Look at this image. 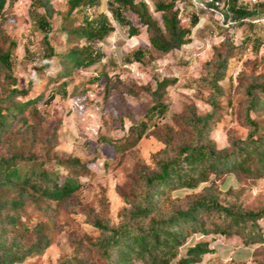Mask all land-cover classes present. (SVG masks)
I'll list each match as a JSON object with an SVG mask.
<instances>
[{
    "label": "trees",
    "instance_id": "1",
    "mask_svg": "<svg viewBox=\"0 0 264 264\" xmlns=\"http://www.w3.org/2000/svg\"><path fill=\"white\" fill-rule=\"evenodd\" d=\"M6 1L0 0V16ZM52 1L30 0V6L38 13L39 28L45 32L44 65L48 66L49 58L56 56L60 70L53 79H58L59 75L97 64L103 52L96 43L110 34L114 26L103 11L95 14L100 0H67L66 11L60 13L59 29L69 48L57 52L48 39L57 12ZM218 2L208 5L216 7ZM107 4L113 19L127 26L130 36L145 27L151 46L163 53L188 44L192 27L199 21L197 15L189 23L183 21L173 0L155 3L160 18L154 16L143 0H107ZM91 8L92 14L88 12ZM227 8L224 16L240 22L264 15V1L248 7L230 0ZM2 33L0 151L4 152H0V264H23L45 252L55 229L51 218L31 220L27 206L50 201L66 204L80 190L81 178L89 176L91 168L78 156L38 157L30 152L33 140L39 139L37 130L42 128L38 104L44 97V89L33 90L31 80L27 87H18L10 52L14 42ZM235 48L232 43H222L213 57L204 62L200 82L207 91L205 101L209 109L201 112L196 104H188L177 128L167 126L160 138L164 147L151 155L152 166L139 163L138 177L131 178L128 188L121 191L125 205L119 211V221L115 223L105 213L83 209L98 234L77 242L73 254L60 264H194L212 252L210 240L188 242L196 234L237 236L244 246L264 243L260 224L264 219V203L255 207L238 202L227 204L216 184L230 174L238 179H264V123L253 116L264 111V73L250 75L238 90L239 121L247 128V135L231 136L222 147L212 136L222 117L223 81ZM131 56L141 59L144 51L137 49ZM103 75L104 72L99 74L98 79ZM174 81L162 78L155 88H148L151 105L145 118L132 125L121 142L110 140L116 149L125 151L134 147L147 133L148 122L154 116L165 115L168 105L162 99L163 93ZM177 190L189 192L178 196L174 194Z\"/></svg>",
    "mask_w": 264,
    "mask_h": 264
},
{
    "label": "rangeland",
    "instance_id": "2",
    "mask_svg": "<svg viewBox=\"0 0 264 264\" xmlns=\"http://www.w3.org/2000/svg\"><path fill=\"white\" fill-rule=\"evenodd\" d=\"M66 1H52L57 12L48 39L57 52L69 48L59 29L60 13L67 9ZM143 1L147 2L154 16L160 18L155 3L172 0ZM173 1L179 9V17L186 23L193 15L199 17L198 23L192 27L188 44L166 53L159 52L151 46L145 27H141L137 35L130 36L128 27L113 19L107 0H100L95 14L103 11L114 26L110 34L96 43L103 52L102 59L89 68L59 75L58 79H53L60 70L58 58L50 57L48 66L44 65L45 32L39 28L38 13L31 8L30 0L6 1L4 13L0 16V31L14 42L10 52L17 85L27 87L31 80L33 90L44 89V97L38 104L42 128L37 130L39 139L33 140L30 152H35L38 157L78 156L91 168V174L81 178L80 190L66 204L50 201L40 206H27L31 220L51 218L55 229L52 243L45 252L23 264H60L73 254L77 242L87 236H96L98 232L88 222L83 209L90 208L94 213H105L112 222L119 221V211L125 205L121 191L128 188L131 178L138 177L139 163L152 166L151 155L164 147L160 138L167 126L177 128L188 104H196L201 112L209 109L205 101L207 91L200 82L204 74L203 64L225 42L236 48L223 81L222 117L212 136L222 147L228 144L231 136L247 135V128L239 121L241 95L238 90L250 75L264 73V15L251 16L240 22L224 16L230 0H219L216 7L208 5L216 0ZM263 1L237 0V4L252 7ZM93 10L91 8L88 12L92 14ZM78 16L81 18V14ZM137 49L144 51L141 59L131 56ZM102 72L105 76L98 79ZM162 78L175 80L163 93L167 112L148 122L147 133L134 147L125 151L116 149L110 140L121 142L129 134L130 127L145 118L151 105L148 88H155ZM2 80L0 71V82ZM48 96L52 97L47 99ZM253 116L264 123V111ZM32 124L30 121L29 125L33 127ZM30 135L32 138V133ZM216 184L227 204L238 202L255 207L264 203V179H238L230 174L218 179ZM188 192L177 190L174 194L184 196ZM260 224L264 231V219ZM202 239L210 240L212 252L204 254L202 260L194 264H264V243L244 246L237 236L226 238L212 234H196L188 242Z\"/></svg>",
    "mask_w": 264,
    "mask_h": 264
}]
</instances>
